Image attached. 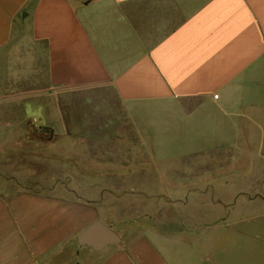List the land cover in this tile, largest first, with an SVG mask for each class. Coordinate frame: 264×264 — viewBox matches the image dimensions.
Segmentation results:
<instances>
[{
    "label": "crops",
    "instance_id": "0c3cea01",
    "mask_svg": "<svg viewBox=\"0 0 264 264\" xmlns=\"http://www.w3.org/2000/svg\"><path fill=\"white\" fill-rule=\"evenodd\" d=\"M263 63L264 0H0V264H264V198L164 230L97 193L174 174L260 191L241 158L264 138ZM95 221L118 241L80 246Z\"/></svg>",
    "mask_w": 264,
    "mask_h": 264
},
{
    "label": "rangeland",
    "instance_id": "374dc122",
    "mask_svg": "<svg viewBox=\"0 0 264 264\" xmlns=\"http://www.w3.org/2000/svg\"><path fill=\"white\" fill-rule=\"evenodd\" d=\"M261 70L264 71V63ZM259 80H264V72L259 73ZM151 119L152 121H147V129L158 130L157 134L155 133L153 135V141L157 146L163 145L164 148L163 143L170 141L171 135L170 133L162 131L169 130L170 126L163 125L166 121L163 122L160 116ZM213 122L210 123L211 126L209 129L216 128L217 126L219 127L223 123L226 124V121L218 118H216L214 123ZM227 123H229L230 126L234 124L233 121H227ZM167 138H169V140L166 141ZM209 140L212 145V142L217 143L222 141V138L211 137ZM244 140L247 142H255L253 145L249 144V148L253 150V152L255 148L259 149L263 147L264 150V138L249 137L243 139V141ZM167 144H169V142ZM253 152L242 154V165L247 166L251 162L259 165L264 163V152ZM176 170L177 169H169L168 173H174ZM35 171L37 172V170ZM254 172L264 174V170H257ZM175 175L177 176V174L167 175L160 179L162 182H165L167 186H103L97 187V193L103 196L105 200L101 202L104 209L110 210L113 208L115 215H117L115 216V220L119 225L126 220L123 218L122 213H124V216L127 213V215L130 216V221L147 218L146 224L148 226L164 230L170 227H177L181 222H179L180 217L183 218V224H185L187 219L186 215H188L187 220L190 219V210L193 212L194 218L192 220L194 224L201 223L202 221L213 223L214 220L218 219L217 215H219L222 209L228 208L229 203L232 202L231 196L234 197L233 199L241 197L242 201L251 198H264V186L259 187L260 191L257 193L239 192L242 188L238 186H170L167 180ZM79 188L89 189V187ZM90 192L95 193L96 191L92 187L90 188ZM191 193H193V199L190 198L191 200L188 199L186 201ZM107 199H110V201H106ZM186 211H188V214H185Z\"/></svg>",
    "mask_w": 264,
    "mask_h": 264
},
{
    "label": "water",
    "instance_id": "95a60500",
    "mask_svg": "<svg viewBox=\"0 0 264 264\" xmlns=\"http://www.w3.org/2000/svg\"><path fill=\"white\" fill-rule=\"evenodd\" d=\"M118 241L117 235L99 221L93 222L77 238L80 246H87L95 251Z\"/></svg>",
    "mask_w": 264,
    "mask_h": 264
}]
</instances>
